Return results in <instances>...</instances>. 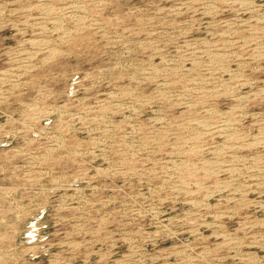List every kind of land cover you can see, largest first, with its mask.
<instances>
[{"label":"rangeland","instance_id":"1","mask_svg":"<svg viewBox=\"0 0 264 264\" xmlns=\"http://www.w3.org/2000/svg\"><path fill=\"white\" fill-rule=\"evenodd\" d=\"M0 264H264V0H0Z\"/></svg>","mask_w":264,"mask_h":264},{"label":"bare ground","instance_id":"2","mask_svg":"<svg viewBox=\"0 0 264 264\" xmlns=\"http://www.w3.org/2000/svg\"><path fill=\"white\" fill-rule=\"evenodd\" d=\"M248 86V85H247ZM257 95V94H256ZM259 96V95H258ZM244 97V96H243ZM224 128V127H223ZM224 135V134H223Z\"/></svg>","mask_w":264,"mask_h":264}]
</instances>
